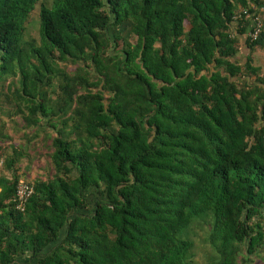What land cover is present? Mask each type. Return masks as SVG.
Listing matches in <instances>:
<instances>
[{"label": "trees", "instance_id": "trees-1", "mask_svg": "<svg viewBox=\"0 0 264 264\" xmlns=\"http://www.w3.org/2000/svg\"><path fill=\"white\" fill-rule=\"evenodd\" d=\"M39 1L0 0V78L20 75L11 95L26 127L46 119L56 132L54 175L24 180L21 212L4 154L0 264H196L197 229L204 264L264 250V74L252 56L264 32L247 33L264 0H53L34 47L23 34ZM55 59L76 71L48 107Z\"/></svg>", "mask_w": 264, "mask_h": 264}, {"label": "rangeland", "instance_id": "rangeland-1", "mask_svg": "<svg viewBox=\"0 0 264 264\" xmlns=\"http://www.w3.org/2000/svg\"><path fill=\"white\" fill-rule=\"evenodd\" d=\"M52 2L53 0H40L30 14L25 24L23 34V39L27 44H32L34 47L41 46L38 18L39 8L42 4L50 6ZM121 30V35L127 39L128 42H135L134 36L131 34V25L129 23H125ZM120 48L121 44H119L118 50ZM54 56L57 58V53H54ZM252 56L254 58V64H260L262 69L261 73L264 74V52L260 51ZM243 57L244 55L239 57L241 63L244 62ZM55 60L54 69L59 70V73L52 79V85L50 87H43L41 90L49 99L48 107H54L52 102L54 103L55 100H57V96L60 94L56 86L61 82V74L71 77L76 71L75 65L71 63H61L58 59ZM19 80L20 75L18 73L15 76H4L0 78V127L4 124V128H9L10 133L8 140L4 142V148L0 147V155H2L0 157V159H2L0 162V172H4L9 178L11 176L10 172L5 168V163H2L5 159V157L3 158L5 154L9 159H15L14 164L11 163V169L15 171L20 180H27L31 183L37 180H49L54 175L50 163V155L53 151L51 141L52 138L56 136V132L49 126V122L46 119L41 120L40 128L26 127L22 115L14 113L16 111L14 109V99L16 96L11 94H13L12 92L14 90L19 88ZM54 119L58 120L57 118ZM56 123L60 124V121ZM93 198L94 196H91L90 200ZM205 235L206 231H204V229H197L196 235L192 237L194 240V260L196 264H204L206 262V253L209 248L203 243ZM246 264H264V250L260 251L258 255L251 256Z\"/></svg>", "mask_w": 264, "mask_h": 264}, {"label": "built area", "instance_id": "built-area-1", "mask_svg": "<svg viewBox=\"0 0 264 264\" xmlns=\"http://www.w3.org/2000/svg\"><path fill=\"white\" fill-rule=\"evenodd\" d=\"M254 10H257L258 15L254 16V18L252 19V23L249 27L248 37L251 39V41H256L259 38L260 34L264 32V6L254 8ZM241 15H243L245 18H252L248 10L245 9L241 10ZM32 193L33 187L30 183L24 180L18 181L15 187L14 198L17 210L21 212L24 210V207L28 202L29 198L31 197Z\"/></svg>", "mask_w": 264, "mask_h": 264}, {"label": "crops", "instance_id": "crops-1", "mask_svg": "<svg viewBox=\"0 0 264 264\" xmlns=\"http://www.w3.org/2000/svg\"><path fill=\"white\" fill-rule=\"evenodd\" d=\"M240 11V10H239ZM239 14V13H238ZM249 28V27H248ZM248 33V32H247ZM245 39V37H241V46H240V51H241V53L240 54H246V49H245V47L244 46H242V44H243V40ZM260 51H263L264 52V49H262V50H257L254 54H257L258 52H260ZM258 65H260V64H258ZM261 66V65H260ZM8 125V124H7ZM5 129V128H4ZM3 129V132L2 133H0V135L2 134V135H4V133H7L8 134V136L10 135V133H9V128H6L5 130ZM5 131V132H4ZM6 134V135H7ZM4 142H6V141H4ZM4 142H2V141H0V147L1 148H4ZM1 160L2 159H0V162H1ZM0 166H1V163H0Z\"/></svg>", "mask_w": 264, "mask_h": 264}]
</instances>
